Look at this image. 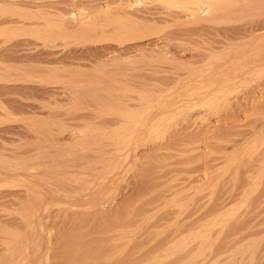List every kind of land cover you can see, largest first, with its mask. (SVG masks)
Returning a JSON list of instances; mask_svg holds the SVG:
<instances>
[{"label": "bare ground", "instance_id": "obj_1", "mask_svg": "<svg viewBox=\"0 0 264 264\" xmlns=\"http://www.w3.org/2000/svg\"><path fill=\"white\" fill-rule=\"evenodd\" d=\"M25 1L28 3V6L29 4L34 6V8L32 7V9H34L33 12L38 13L35 15L33 13V15L30 14L32 15L30 18L28 17L29 14H25L28 15L26 16L28 18H26L23 13H20L19 16L17 15L18 17L12 14L15 16V19H11L14 18L11 15L13 11L7 10L8 12H3L0 16L1 18L6 17V19L8 16L7 13L10 14L9 17L12 16L9 20L5 19V21H3V18L2 20L0 18V216L7 215L5 212L10 216L0 218V264H105V262L102 261L104 260L101 258L102 256L95 257L93 255V257H91L93 253L91 248H99V246L102 245L100 242L101 237H98L101 236L99 235L100 232H98V235H95L97 239H89L87 237L88 235H86L87 230L85 231V225L89 226L90 229L91 227L93 229L98 227L105 229L110 227H112V229L114 228L112 225L119 218V212L131 206L130 202L133 200L129 194L134 191L135 185L132 187L133 191H130L128 185H130L131 181L127 182L129 183L128 185L126 184V180L132 170L131 168L135 165L137 166L140 162L141 164L143 163L142 166H144L145 162L142 160H145L147 156L149 157L151 152H156L160 149L158 142L155 140H153V142L152 139L157 137V133L165 130L161 127L165 126L168 128L169 125H166V120L169 116L171 117L172 115L174 117L173 113H177L178 115L180 110H184L185 113L189 114V112L185 110L189 107L187 105H189V103L192 105L191 102L194 101V98L192 101L191 98L194 94L192 91L196 86L192 88L193 90H190L193 84L190 80L192 78L179 79L181 78V73L180 76V70L174 73L176 68H174L175 70L173 69V74L170 73L171 75L168 74V77H163L164 80L166 79L163 83L164 85L165 83L166 85L170 83V87L165 89H163L164 87L161 83L163 80H161V77V81H157L158 83L153 81L154 83L151 82V84L146 79L147 77H149L148 79H151V77L158 78V75L153 77L157 70L153 68L154 70L151 69L149 72L146 67V65L149 64H144L143 59L148 61L147 52L149 51H147V48H151L149 46L154 42V38L147 37V35L149 36L150 34L151 36V33L155 29V25L158 24L153 22L156 16L155 14L157 13L154 8L156 5L154 6L155 3L153 1H159L158 3L160 4L162 3L161 1L164 2V0ZM169 2L174 5L176 4L175 6H178V8H173L174 13H172L173 10L168 8H166L168 9L166 11H160L159 13L164 16V20L168 19L166 18L168 17L166 13H170L172 15H169L175 16L179 24L180 22L186 25L193 23V26L189 24L192 26V29L197 27L195 29L201 32L197 34H203L205 37L208 34L209 36L206 37L208 39L221 41L233 38L237 42L243 40L241 41V45H237L233 49H227L223 44L209 46L207 48L208 51L206 49L207 52L202 54L204 56H201L202 58H200V60L197 58L198 55V57L201 55L199 54L200 50L199 52L196 51L198 52L197 56H194L193 59L191 55L192 60L198 62L202 59V64L205 60L206 62L204 66L200 65L201 67L199 66L200 62H198L199 64L197 63V66H199L200 69L198 67L190 71L193 73H198L200 71V73L206 72V77L201 80L206 81L204 83L206 84L205 87L207 89L205 90H207L208 99L205 101L206 104L203 100H200L201 103L198 101V105L200 106L202 103L208 105L209 103V108L211 106L210 109L217 111V105L221 104L219 105V107L221 106L219 110L221 109L222 116L213 118L210 113L208 117H210V119L212 117L213 120L210 121L208 118V121L206 119L207 123L211 122L210 129L213 128V131L217 129L218 132L220 131L219 129L227 130L228 132L236 131V135L238 134V138L241 136L240 139L242 141L238 139V142H241L236 144V139L235 146H245L248 145L249 142L255 145L257 142L259 143V147H262L264 153V0H169ZM16 4L15 6L17 7ZM11 6L13 5L10 4V7ZM18 6L20 8L22 5L18 4ZM26 9H28L27 6ZM16 12H18V10H16ZM21 14L24 16V19H18L22 17ZM158 16L159 14H157L156 17ZM242 16H246V18L242 19ZM170 18L174 20V18ZM190 26L186 27L187 30L183 32H191L189 34L194 35L192 31L196 30H189L188 28H190ZM178 28L183 30V28ZM205 29L207 30L206 35L202 32ZM184 36L186 35L184 34ZM190 36L189 38H191ZM201 36L202 35H200V37ZM194 37L195 36H193V38ZM200 37H198V39ZM182 38L184 37L182 36ZM165 42L166 41L163 42L164 46H168V42H166L167 44ZM158 45L159 47L163 46L160 45V42ZM203 51L205 50L201 52ZM196 52L194 51L195 54L191 53L196 55ZM145 53L147 57L143 58ZM181 55H183V53L180 54V56ZM184 56H186L185 59L191 60L187 55H183L182 58H184ZM205 56L206 58H204ZM173 58L174 57H172V59ZM175 60L176 62L180 60L181 63L182 59ZM184 61L183 65L186 62ZM188 62L189 61H187V63ZM170 63L173 65L174 62L170 61ZM152 64L151 62L150 65ZM143 65H145L146 68ZM150 65L148 67L149 69ZM158 67L159 66L156 68L159 71L163 69H159ZM144 69H147L146 71L149 76H145V71L144 73L142 72ZM167 69L169 68L167 67ZM198 69L199 71H197ZM152 71H154V73H152ZM159 73L157 71V74ZM131 82H135L139 85V88L131 84ZM129 83L132 85L131 87L134 86L137 87V89L134 87V90H132L133 88H128L130 87ZM147 87H151L150 91ZM256 88H258V91ZM259 89L261 90L260 92ZM199 91L201 92L202 90L199 89ZM204 93H200L202 94L200 98L206 95ZM196 104L197 103H195V105ZM204 104L201 106L204 109L208 108V106L204 107ZM190 109L192 108L190 107ZM198 109L196 111H198ZM252 111H258V115L250 117ZM188 114L186 115L189 116ZM201 114H203V112H201ZM201 114H198L197 117H203ZM213 114H215V112ZM182 115L180 116L183 117ZM180 116L177 117V120ZM197 117L196 119L198 120L199 118ZM174 119L176 120V118ZM171 121L174 122V120ZM177 122L173 123L177 124L176 129L179 128ZM182 124L180 125L181 129L185 127H182ZM172 125H170V128H172ZM189 125H187V127ZM204 126H207V128L209 127L207 124H204ZM204 126L203 129H205ZM207 128L205 129V135L209 133L207 132ZM183 130L187 131V129ZM198 130H200L199 126ZM171 132H173V130ZM200 132L198 131V133ZM210 132L212 133V130ZM218 132H216V134H218ZM174 133L176 132L172 134L174 135ZM162 134L161 135L164 136V133ZM183 136L185 137V135ZM208 136L211 137L212 135ZM213 136L212 138H206L207 136H204V138L209 139L208 141L206 140L209 142L210 139L213 140L215 137ZM157 138L159 139V137ZM219 139L221 140V138ZM254 139H257V141L255 140L256 142H254ZM162 141L165 142L164 140ZM165 143H167V141ZM210 143H212V141H210ZM181 144L183 145V143ZM201 144L203 143L201 142ZM204 145L205 144L201 146L204 147ZM174 146H176V144ZM196 146L198 147V145ZM207 147L210 148L211 152L214 149V147L212 148L210 145ZM169 149L172 150L174 148L170 147ZM189 150L190 149H188V151ZM234 150L236 151L237 149ZM205 151H207V149ZM205 151H201L203 155L197 153L202 156L200 157L201 159L207 158L204 157L205 153L209 156V150V154ZM211 157L212 156H209L208 158L210 159ZM187 158H191V156ZM183 159L186 160L185 158ZM147 160L146 158L145 161ZM200 160L197 159V161ZM157 161L158 159L156 163ZM201 163H206L207 165V162L203 161ZM198 164L200 163L197 162V165ZM192 165L194 166V164ZM208 165H210V163H208ZM146 166L148 167L147 164ZM164 166H166V164ZM201 166H203V164ZM147 167L145 169L146 171ZM158 168L160 169V167ZM204 168H206V166ZM210 168L209 166L208 170ZM220 168L221 166L219 169ZM221 169L224 168L222 167ZM202 170H204L205 173L206 171L208 172L207 169ZM198 171H200V169L196 172ZM209 171H211L212 174L213 171ZM221 171L223 175L225 170ZM137 172L138 171H136V173ZM162 172L163 171H161V173ZM181 172L183 171H179V173ZM219 172L216 174L218 175ZM184 173L189 175L187 172ZM207 175L208 173H206V176ZM258 175V180L264 179L263 165ZM137 176L140 175H136L135 177L137 178ZM210 177L208 178L210 179ZM138 178L140 179L141 177ZM177 178H179V176ZM206 178L204 177V180L202 179L201 181L206 182ZM217 179L215 178L214 182H216ZM196 181H200L199 178H196ZM210 182H208V186ZM203 184L207 185V182L201 183L199 186L197 183L190 185L193 187L197 185L202 191L203 186H206ZM126 186L129 188L128 192H130L128 195L130 196L129 198L132 199L131 201H129L127 197ZM210 186L208 188H210ZM189 189H191V187H189ZM140 190L142 189H139V191ZM245 191L246 190H244L243 193ZM117 192L118 194L120 193V195L123 194L119 201L116 197L112 198L113 193ZM202 193L204 194L203 191ZM227 193L228 192H226V194ZM243 193V197L241 196V198H248L247 196L245 197ZM246 193H248V191ZM246 193L245 195H247ZM251 193L252 196L255 194L253 191H251ZM196 196L198 197L199 195ZM189 198L190 197H188V199ZM227 198H229V196ZM166 200L167 199L164 201ZM239 201L243 202V200ZM172 202L175 203L174 200H172ZM170 203L167 204L170 205ZM187 203H185L186 207ZM234 204L233 202L231 206H223L222 210L219 209L220 212L218 214L216 213L214 216L212 215V217H210L212 218L210 221H208L209 216H207L208 219L205 218L206 222L204 221V224L202 221L200 222L202 225L196 230L198 231L200 229L198 234L196 232L190 233H196L197 235L193 234L192 236L189 234V237L179 242L181 244H174V246H177L179 249L170 246L167 252L166 250L165 252L164 250L163 252L162 250L159 251L161 253L154 259H148L149 261L146 259L147 262L141 261V263L133 262L135 264H160L163 262L164 264V262L169 259L167 258L168 256H171V254L174 256L175 252L178 253L180 250L185 249L184 247H179V245H185L186 248L189 245L188 248H191L190 245L193 247V243L196 240V242L200 241L199 238L202 239V243L203 240L204 243H207L205 240L209 239L212 233L211 229L215 228V225H221L222 227L226 225L228 220L226 218L232 216L231 213H229V208L234 207ZM168 208L169 207H167V209ZM215 211L216 210H214V213ZM227 211L229 212L227 213ZM226 213L227 215L230 214V216L227 217ZM148 215L149 214L143 216L134 227L132 226L130 229L125 227L127 229L126 232L124 231L125 228L123 230L121 229L125 234L123 233V235H121L116 232V235H113L114 232H110L109 235L114 236L113 240L116 242L124 241L125 243L126 240H134V238H131L132 236L130 238L128 237V233L133 231L135 237V231L140 226L145 225L146 222H150L149 219L151 216L149 217ZM116 225L118 224L116 223ZM83 226H85V229L82 230L85 232L80 231ZM57 227L60 229H57L58 231H62V229L64 231L58 234L59 232L56 230ZM69 228H72L74 233H72L73 231L71 232V230L68 231ZM102 228L100 231H102ZM117 230L121 232L118 228ZM220 233L223 232L220 231ZM92 234L94 235V233H91V235ZM98 238L100 241H97ZM253 240L255 243V239ZM260 240L257 238L258 242ZM128 241H126V243H128ZM250 244L252 243L250 242ZM125 245L124 247L127 246ZM253 246L254 245L251 247ZM109 247L111 248V245ZM121 247L123 248V246ZM249 247L248 249L253 252V249ZM255 247H257V245H255ZM172 248H174V250H172ZM175 249L177 251H175ZM256 249H258V247ZM90 250L92 251L91 255H89L90 252H87ZM121 251L120 253L114 251L118 259L119 256L124 255L122 252H125V250ZM239 251L240 253L242 252L241 249L237 250L236 252H238V255ZM86 252L91 258H87L88 255ZM236 252L235 255H237ZM84 253L87 256H83ZM246 253L247 252H245V254ZM94 254L101 255L97 252ZM225 256L227 257V255ZM195 259L192 258V261ZM187 261L189 262L190 260H184L183 262L185 264H193ZM128 262L130 261L128 260ZM136 262L140 261L137 260ZM183 262H180V264ZM194 263L196 264V262Z\"/></svg>", "mask_w": 264, "mask_h": 264}, {"label": "rangeland", "instance_id": "obj_2", "mask_svg": "<svg viewBox=\"0 0 264 264\" xmlns=\"http://www.w3.org/2000/svg\"><path fill=\"white\" fill-rule=\"evenodd\" d=\"M170 1H172V0H170ZM0 16L3 14V12H5L6 13V11L8 10H10L12 13H11V15L12 14H14L16 17H18L19 16V14L20 13H23V15H25V14H29V16L28 15H25V17L26 16H28L29 18L30 17H32V15L34 14H36V13H38V12H33L34 11V9H32V7L34 8V6H32V5H30L29 4V6H28V3L25 1V0H10V2H9V0H0ZM4 2H6V3H4ZM14 2V3H13ZM18 2V3H17ZM19 2H21V3H19ZM155 4H154V6L156 5V7H157V9H156V7H154L155 8V11L157 12L155 15L157 16V14H159V16L158 17H154V23H158V24H156L155 25V29L153 30V32L151 33V36H150V34H149V36L147 35V37H153L152 39H153V41L154 42H152V46L150 45L149 47H151V48H147V51H152V52H147V54L145 53V55H143V58H145V57H147V60L148 61H145L146 59H143L144 60V64H149L150 65V63L152 62L153 64L152 65H150V69L148 68L149 67V65H146V67H147V69L149 70V72H150V70L152 69V70H157L158 71V73L159 72H161V73H159V74H157V71H155L156 73H155V76H153V77H156L157 75V77L158 78H152L151 77V79H148L149 77H147L146 79H147V81L151 84V82H153V81H155V83L158 81H161V80H163V82L161 81V83H162V85H163V89H165V88H167V87H170V83H169V85L167 84L166 85V83H165V85L163 84L164 83V81H166V79L164 80L163 79V77L165 78V76H167L168 74L169 75H171V74H173V69L174 68H176V71H174V73H176V72H179L178 70H180V72H179V76H180V73H181V78H179V79H189V78H192V79H190L191 81H192V83L194 84H192L191 85V87H190V90H193L192 88H194L195 86V88H197V89H195L194 88V90L192 91V93L194 92V94H193V96H192V98H191V101L193 100V98H194V101H190L191 103H192V105L189 103V105H187V106H189V107H187V110H185V111H188L189 112V114L188 113H185L184 112V110H180L179 112H178V115H177V113H173V115H174V117L171 115V117L169 116V118H170V120H169V118L166 120V125H169L168 126V128L167 127H161L162 129H165V130H163V131H161V130H159V131H161V132H159L160 133V135L162 134V133H164V136H160L159 135V133H157L158 135H157V137H159V139L156 137V138H153L152 139V141L153 140H155L156 142H158V146H159V148L160 149H158L156 152H151L150 154H149V157L147 156L146 158L148 159L147 161H145L146 160V158H145V160L143 159L142 161L143 162H145L144 163V166H142V164H141V162L139 163V164H137V166L135 165V166H133V168H131L132 170L130 171V173H129V177H128V181L126 180V184L128 185L129 183H127V182H130V185H128V187H130V189L129 188H127V186H126V189H127V197L129 198L130 196H131V198H133V200L131 199V198H129V201H131L130 202V205L131 206H128V207H126L125 209H122L120 212H119V218L113 223V229H112V227H110V228H107V229H105V228H102V231H100L101 230V228L100 227H98V228H95V229H93L92 227H91V229H90V227L89 226H87V225H85V226H83L82 228H81V230L80 231H82V232H85L86 230H87V232H86V235H88L87 237L90 239H92V238H96L97 239V237L95 236V235H98V232H100V234L99 235H101V236H98V237H101L100 238V240H99V238H98V240L97 241H100L101 243H102V245L101 246H99V248H100V250L102 251V253H101V251L99 250V248H95V249H93V248H91V250L93 251V253H92V251L90 250V251H87L88 253L90 252V254L89 255H91V253H92V255H91V257H93V255L95 256V257H101L102 259H104V260H102L101 258V260L102 261H104L105 262V264L107 263V264H127V263H129V264H133L134 262L135 263H141V261H146L147 262V260L149 259H151V258H156V257H158L159 256V254L161 253V252H159V251H161L162 250V252H163V250H164V252H165V250H166V252L168 251L167 249L171 246H173V247H177V246H174V244L175 243H178V244H181V243H179L180 241H184L187 237H189L190 235H192L193 236V234L194 235H197L198 234V231H200V229L198 230V231H196L198 228H200L201 226L200 225H202V223L204 224V221L206 220V219H208L207 218V216H209V219H208V221H210V219L212 220V218H210V217H212V215L214 216L216 213L218 214L219 212H220V210H222V208H223V206L225 207H227V205L229 206H231V203H235L234 204V207H230L229 208V210H230V212L229 211H227V213L229 212V213H231V215L232 216H230V214L229 215H227V213H226V216L228 217V216H230V217H228V218H226V219H228L227 220V223H226V227L224 226V227H222L221 225H215L216 227L215 228H212L211 229V236L209 237V239H206L205 241L207 242V243H204V240H203V243L201 242V240L202 239H200L198 236V238H199V240L200 241H198V242H201V243H198V242H194L193 243V247H192V245H190L191 246V248H188L189 247V245L187 246V248L185 247V245L184 246H180L179 245V247H181V248H185V249H182V250H184V251H182V250H180V251H182V252H180L179 250V252L177 253V252H175L174 253V256H172L173 254H171V256H168V255H170V254H168L167 256V258H169V259H167V261L166 262H164V264H180V262H183L184 260L186 261V260H190L189 262L190 263H193V264H195L194 262H196V264H197V262H198V264H264V179L263 180H258L259 179V171H260V169L262 168V165L264 166V153H263V150H262V147L260 146L259 147V143H257L256 141H257V139H254V142H256L255 143V145L254 144H252V143H250V145H249V143H248V145H239V146H235V141H236V139H237V143L236 144H239L242 140L240 139L241 138V136L238 138V134L236 135V131H232V132H228L227 130H223V129H219L220 131L218 132V130L217 129H215L216 131H213V128L212 129H210L211 128V122H209V123H207V121H206V119L208 120V118L210 119V117H208L209 116V114L210 115H212L213 116V118H215V117H218V116H222L221 115V109L219 110V108H221V106L219 107V105H221V104H218L217 106V111H213L212 109H210L211 108V106H210V108H209V103H208V105H205L206 103H205V101H207V99H208V97H207V90H205V89H207L205 86H206V84L204 83V82H206L205 80H201V79H203V78H205L206 77V72L204 73H200V72H198V73H193V72H191L190 70H195L196 68H198L200 65H202V66H204V64H205V62H206V60H205V62H203V64H202V59H201V61H198V62H200V64L196 61V60H192V58L194 59V56H197V53L199 52V50H200V52L202 51V50H205V51H203V52H199V54H201L200 55V57H198L197 56V58L200 60V58H202L204 55H202V54H204V53H206L207 51H208V47L209 46H212V45H220V44H223L224 46H225V48H235L237 45H241L242 44V42L241 41H243V40H240L239 42H237L235 39H229V40H221V41H214V40H211V39H208V38H206V37H208L209 35L207 34V30L205 29L204 31H202L203 33H204V35H206V37L205 36H203V34H197V33H201L200 31H197L195 28H197V27H195V28H193L192 29V24L193 23H189L190 25H192V26H190L189 24L188 25H186V24H183V23H181L180 22V24H179V22H177L176 21V18H175V16H170V15H172V14H168V13H166L167 14V16L168 17H166V18H170V17H172V18H174V20L173 19H171V21H170V19L167 21L166 19L164 20V16H162L161 15V13H159L160 11H166V10H168V9H170V10H173V12L172 13H174V9L173 8H178V6H175L173 3H170L169 2V0L167 1V0H164V2L163 1H161L162 3H158L159 1H153ZM169 2V3H168ZM13 3V4H12ZM17 3V4H16ZM156 3H158V4H156ZM2 4H3V6H2ZM4 4H5V6H4ZM7 4V5H6ZM10 4L11 5H13V6H11L10 7ZM15 4L17 5V7L15 6ZM18 4L19 5H22V6H20V8H19V6H18ZM25 4H27V5H25ZM168 4H169V6H168ZM174 6H173V5ZM25 5V6H24ZM160 5H161V7H160ZM173 7H172V6ZM26 6H27V8L28 9H26ZM31 6V7H30ZM10 7V8H9ZM15 7V8H14ZM12 8V9H11ZM32 9V12H31V9ZM36 8V7H35ZM164 8V9H163ZM166 8H168V9H166ZM5 10V11H3V10ZM22 9V10H21ZM24 9V10H23ZM30 9V10H29ZM2 10V11H1ZM16 10H18V12H16ZM26 10V11H25ZM38 10V9H37ZM7 11V12H8ZM22 11V12H21ZM28 11V12H27ZM36 11V10H35ZM16 13V14H15ZM18 13V14H17ZM33 13V14H32ZM8 14V16H7V19H6V17H2L4 20L3 21H5V19L6 20H9V18H11L12 16L14 17V18H11V19H15V16L14 15H12L11 17H9V13H7ZM7 14H5V15H7ZM30 14H32V15H30ZM18 15V16H17ZM22 15V14H21ZM20 15V16H21ZM22 15V17H19L18 19H24V16ZM4 16V15H3ZM161 16V17H160ZM170 16V17H169ZM28 17H26V18H28ZM160 17V18H159ZM1 18V17H0ZM2 18H1V20H2ZM242 19L243 18H246V16L244 17V16H242L241 17ZM158 21V22H157ZM167 21V22H166ZM177 23V24H176ZM185 27H184V26ZM194 25H196V24H194ZM183 26V27H182ZM188 26H190V28H188L189 30H196V31H192L193 33H194V35H191V34H189V33H191V32H189V33H184L183 31H185V30H187V28L186 27H188ZM197 26V25H196ZM178 27H180V28H183V30L181 29H179ZM175 30H174V29ZM184 28H186V29H184ZM173 30V31H172ZM181 32H180V31ZM206 31V32H205ZM174 32V33H173ZM177 33H179V34H177ZM186 35V36H184V34ZM192 33V34H193ZM176 34V35H175ZM171 35V36H170ZM187 35H191L190 37L191 38H189V36H187ZM200 35H202L201 37H200ZM174 36H175V39H174ZM178 36V37H177ZM182 36L184 37V38H182ZM193 36H195L194 38H193ZM186 37V38H185ZM198 37H200L199 39H198ZM187 38H189V39H187ZM172 39V40H171ZM180 39V40H179ZM182 39V40H181ZM192 39H194V40H192ZM224 39H226V38H224ZM247 39H249V38H247ZM157 41V42H156ZM164 41H166V42H168V46L167 45H165L164 46ZM159 42H160V45H163V46H160L159 47ZM165 42V43H166ZM154 43V44H153ZM157 45H156V44ZM167 44V43H166ZM155 46V47H154ZM159 47V48H158ZM149 49H151V50H149ZM152 49H154V50H152ZM206 49H207V51H206ZM186 50V51H185ZM183 51H185V52H183ZM194 51L196 52V51H198V52H196V55H193V54H195L194 53ZM193 54H192V53ZM183 53V55H187V57H192L191 58V60H189V59H185L186 58V56H184V58H182L183 57V55H181L180 56V54H182ZM179 54V55H178ZM189 54V55H188ZM147 55V56H146ZM192 55V56H191ZM154 56V57H153ZM202 56V57H201ZM172 57H174L173 59H172ZM177 57V58H176ZM179 57V58H178ZM150 58H151V62H150ZM204 58H206V56L204 57ZM169 59V60H168ZM170 59H172V60H170ZM175 59H182L181 60V63H180V60H177V62H176V60ZM197 59V60H198ZM186 62H185V61ZM203 60V61H204ZM170 61L171 62H174L173 63V65H172V63H170ZM183 61L185 62V64L183 65ZM187 61H189L188 63H187ZM149 62V63H148ZM172 65H170V64ZM180 63V64H179ZM199 64V66H197L198 64ZM159 66L158 68L160 69H162L161 71H159L156 67L157 66ZM165 65H168V66H165ZM144 67H145V65H143ZM142 66V67H143ZM152 66V67H151ZM165 66V67H164ZM176 66V67H175ZM145 67V68H146ZM167 67L169 68V69H167ZM201 67V66H200ZM200 67H199V69H200ZM154 68V69H153ZM166 68V69H165ZM178 68V69H177ZM194 68V69H193ZM209 68H211V67H209ZM143 69V68H142ZM147 69H144V70H142V72L144 73V71L146 72V73H144L145 74V76H149V74L147 73ZM199 69L197 70V71H199ZM175 70V69H174ZM152 73H154V71H152ZM152 73H150V74H152ZM166 73V74H165ZM171 73V74H170ZM200 73V74H199ZM178 74V73H177ZM202 74V75H201ZM153 75V74H152ZM168 75V76H169ZM151 76V75H150ZM167 76V77H168ZM162 79H161V78ZM194 77V78H193ZM159 79V80H158ZM161 79V80H160ZM195 79H196V81H195ZM157 82V83H158ZM201 82V83H200ZM203 82V83H202ZM135 82H131V84H133V85H136L137 87L139 86V85H137L136 83L134 84ZM154 83V82H153ZM152 83V84H153ZM130 83H129V86L130 87H128V88H133V87H131L132 85H131ZM197 84V85H196ZM199 84H201V85H199ZM203 84V85H202ZM161 85V86H162ZM199 86V87H198ZM137 87H134L135 89H137ZM202 87H203V89H202ZM127 88V89H128ZM134 88L132 89V90H134ZM139 88V87H138ZM201 89L202 91L200 92L199 91V89ZM147 89L150 91V89H151V87H147ZM258 88H256V90H257ZM130 90V89H129ZM198 90V91H197ZM131 91V90H130ZM197 91V92H196ZM206 91V92H205ZM258 91V90H257ZM261 90L259 89V92H260ZM196 92V93H195ZM205 92V93H204ZM200 93H204V94H206V95H203L201 98H200V96L202 95V94H200ZM196 96V97H195ZM199 97V98H198ZM207 97V98H206ZM205 98V99H204ZM196 99H197V101H196ZM199 99V100H198ZM203 100V102L205 103H202V104H204V107H206V106H208V108L211 110H209L208 108H206V109H204L201 105L202 104H200V106L198 105L199 104V102L201 103V101ZM199 101V102H198ZM195 103H197L196 105H195ZM195 105V109L193 108V106ZM190 107L192 108V109H190ZM197 107V108H196ZM202 107V108H201ZM199 108V109H198ZM198 109V111H196ZM204 110V111H203ZM205 110H206V112H205ZM219 110V111H218ZM210 111V112H209ZM201 112H203V114H201ZM215 112V114H213ZM184 113V114H183ZM201 114L203 117H201V118H199V117H197L198 116V114ZM183 114V115H182ZM186 114H188L189 116H187ZM180 115H182L183 117H181ZM258 115V111H252L251 112V114H250V117H253V116H257ZM180 116V118L177 120V117H179ZM206 116V117H205ZM186 117V118H185ZM195 117V118H194ZM196 117L197 118H199L198 120L196 119ZM174 118H176V120L178 121H176ZM183 118V119H182ZM190 118V119H189ZM213 118L211 117V119H210V121L211 120H213ZM171 120H174V122H177L178 123V129H176V127H177V124H173L174 122L173 121H171ZM182 120V121H181ZM188 120H190V121H188ZM201 120V121H200ZM169 121V122H168ZM191 121H192V123H191ZM194 121V122H193ZM195 121H197V122H195ZM209 121V120H208ZM173 124H171V123ZM204 122V123H203ZM170 123V124H169ZM183 123V124H182ZM187 123H189V124H187V125H189L188 127H187V125L186 124ZM199 125H198V124ZM202 123V124H201ZM182 124V127H184V128H182L181 129V127H180V125ZM204 124H207L209 127L207 128V126H204ZM170 125H172V128H170ZM204 126V128L206 129L207 128V132H209V133H207V135H205L204 133H206V130L205 129H203V126ZM198 126H199V129L200 130H198ZM200 126H202V127H200ZM175 129H174V128ZM194 129H193V128ZM197 129H196V128ZM160 128V129H161ZM167 128V129H166ZM169 128H170V130H169ZM191 128V129H190ZM202 128V129H201ZM173 130V132H176L177 133V135H176V133H174V135L172 134L173 132H171L172 130ZM183 129H187V131H185V130H183ZM193 129V130H192ZM167 130H169V131H167ZM175 130V131H174ZM179 130V131H178ZM189 130V131H188ZM196 130V131H195ZM202 130V131H201ZM212 130V133L214 134V136L216 137H214L213 136V134L210 132ZM178 131V132H177ZM180 131H182V132H180ZM198 131L200 132V133H198ZM226 131V132H225ZM169 132V133H168ZM216 132H218V134H216ZM236 132V133H235ZM166 133H168V134H166ZM183 133V134H182ZM211 133V134H210ZM199 134H200V136H199ZM231 135V137H230V135ZM171 135H172V137H171ZM181 135V136H180ZM183 135H185V137L183 136ZM194 135H196V136H194ZM208 135H212L214 138H213V140H211L210 139V141H212V143H210V141L209 142H207L209 139H205L204 138V136H207L206 138H212V136L211 137H209ZM224 137H223V136ZM182 138H180V137ZM188 136H191V137H188ZM198 136V137H197ZM227 136V137H226ZM177 139H176V138ZM168 140H167V139ZM197 138V139H196ZM219 138H221V140L219 139ZM224 138V139H223ZM243 138V137H242ZM158 139V140H157ZM200 139V140H199ZM216 139V140H215ZM238 139L239 140H241V141H239L238 142ZM148 140H151V139H148ZM162 140H164L165 142L167 141V143H165V142H163ZM174 140V141H173ZM177 140V141H176ZM183 140H186V141H183ZM204 140V141H203ZM207 140V141H206ZM256 140V141H255ZM161 141V142H160ZM176 141V142H175ZM183 141V142H182ZM190 143H188V142ZM220 141V142H219ZM226 141V142H225ZM149 142H151V141H149ZM154 142V141H153ZM170 142H172V143H170ZM198 142V143H197ZM201 142L203 143V144H205L204 145V147L207 149V151H205L206 149L204 148V147H202L203 146V144H201ZM223 142H225V143H223ZM258 142H260V141H258ZM159 143H160V145H161V147H160V145H159ZM178 143V144H177ZM181 143H183V145L181 144ZM218 143V144H217ZM221 143H222V145H221ZM228 143H230V144H228ZM261 143V142H260ZM167 144V145H166ZM173 144V145H172ZM176 144V146H174ZM172 145V146H171ZM185 145V146H184ZM188 145V146H187ZM193 145H198V147L196 146V149H195V146H193ZM202 145V146H201ZM211 146L212 148L214 147V149H213V151L211 152L210 151V148L209 147H207V146ZM216 146V147H215ZM220 146V147H219ZM254 146H256V147H254ZM171 147V148H174V149H172L173 150V152H172V150H170L169 148ZM182 147V148H181ZM190 147V148H189ZM200 147V148H199ZM233 147V148H232ZM236 147V148H235ZM168 148V149H167ZM186 148H188V149H190L189 151H188V149H186ZM192 148V149H191ZM193 148H194V150H193ZM211 148V149H212ZM216 148H217V150H216ZM219 148V149H218ZM222 148H224V149H226V150H224V149H222ZM166 151H165V150ZM185 149V150H184ZM222 149V150H221ZM234 149H237L236 151L234 150ZM248 150V149H250V150H248V151H246V150ZM254 149V150H253ZM169 150V151H168ZM196 150V151H195ZM203 150L205 151V152H207V154H209L208 153V150H209V152H210V154H209V156H212L210 159L208 158L209 156L208 155H206V153H205V155H204V157H207V158H204V159H201L200 157H202V156H200V154H197V153H201V155H203L202 154V152H203ZM218 150H219V152H218ZM258 150V151H257ZM261 150H262V152H261ZM180 151V152H179ZM188 151V152H187ZM191 151V152H190ZM202 151V152H201ZM217 151V152H216ZM226 151V152H225ZM234 151H235V153H234ZM255 151V152H254ZM161 152V153H160ZM189 152H190V154H189ZM195 152V153H194ZM216 152V153H215ZM225 154H224V153ZM246 152V153H245ZM179 155H177V154ZM214 153V154H213ZM237 153V154H236ZM157 154H159V155H157ZM187 155V157H190L191 156V158H187L186 157V155ZM193 154V155H192ZM219 154V155H218ZM236 154V155H235ZM163 155V156H162ZM173 156V158H172V156ZM183 155V156H182ZM199 155V156H198ZM216 155V156H215ZM230 155H231V157H230ZM263 155V156H262ZM151 156V157H150ZM167 156V157H166ZM175 156H176V158H175ZM195 156V157H194ZM218 156V157H217ZM229 156V157H228ZM233 156H235V157H233ZM159 157V158H158ZM227 159H226V158ZM164 158V159H163ZM168 158V159H167ZM183 158H185L186 160H184ZM194 158V159H193ZM202 160H200V159ZM215 158V159H214ZM221 158V159H220ZM241 160H240V159ZM253 158H255V159H253ZM158 159V161H157V163H156V160ZM165 159H167V160H165ZM171 159V160H170ZM175 159V160H174ZM180 159V160H179ZM197 159L198 160H200V161H197ZM212 159H214V160H212ZM225 159H226V162H225ZM232 159V160H231ZM234 159H235V161H234ZM150 160V161H149ZM170 160V161H169ZM178 160V161H177ZM240 160V161H239ZM161 161V162H160ZM164 161H166V162H164ZM191 161V162H190ZM195 161H196V164H195ZM207 162V165H206V163H201V162ZM259 161V162H258ZM263 161V162H262ZM154 162V163H153ZM159 162V163H158ZM173 162V163H172ZM190 162V163H189ZM197 162L198 163H200V164H198L197 165ZM214 162V163H213ZM216 162V163H215ZM223 162V163H222ZM235 162V163H234ZM247 162V163H246ZM156 163V164H155ZM169 163V164H168ZM172 163V164H171ZM208 163H210V165H208ZM146 164L148 165V167L146 166ZM166 164V166H164ZM190 164V165H189ZM192 164H194V166L192 165ZM203 164V166H201ZM163 165V166H162ZM174 165V166H173ZM218 166V169H217V166ZM234 165V166H233ZM242 165V166H241ZM256 165V166H255ZM162 166V167H161ZM181 166V167H180ZM206 166V168H204ZM209 166L211 167L209 170H212L213 172H212V174H211V171H209L208 170V168H209ZM221 166V168L223 167L224 169H221V170H225L224 172H223V175H222V171L219 169V167ZM225 166V167H224ZM238 166V167H237ZM259 166V167H258ZM145 167V168H144ZM146 167H147V171L145 170L146 169ZM153 167H155V168H153ZM158 167H160V169L158 168ZM193 167V168H192ZM228 167V168H227ZM231 167H232V169H231ZM140 168H143V169H140ZM153 170H152V169ZM158 168V169H157ZM197 168V169H196ZM227 168V169H226ZM260 168V169H259ZM164 169V170H163ZM181 169H183V170H181ZM189 169H191V170H189ZM198 169H200V171L202 170V169H207L208 170V172L206 171V173H208V175L206 176V173H205V171L204 170H202L201 172L200 171H198V172H196ZM259 169V170H258ZM141 170H142V172H141ZM190 172H189V171ZM216 170V171H215ZM221 172V175H220V172ZM228 170V171H227ZM236 170V171H235ZM258 172H257V171ZM136 171H138L137 173H136ZM140 171V172H139ZM149 171V172H148ZM153 171V172H152ZM161 171H163L162 173H161ZM179 171H183V172H181V173H179ZM192 171V172H191ZM254 171V172H253ZM184 172H187V174H189V175H186ZM194 172V173H193ZM195 172H196V175H195ZM200 172V174L198 175V173ZM203 172H204V174H203ZM215 172V173H214ZM217 172H219L218 173V175L216 174ZM238 172V173H237ZM252 172V173H251ZM133 173V174H132ZM139 173V174H138ZM155 175H154V174ZM171 173H172V175H171ZM193 173V174H192ZM210 173V174H209ZM214 173V174H213ZM143 174V175H142ZM183 174H185V175H183ZM201 174H202V176H201ZM131 175V176H130ZM136 175H140V176H137V178L135 177ZM154 175V176H153ZM176 177H175V176ZM179 176V178H177L178 176ZM190 175H193V176H190ZM194 175H195V177H194ZM218 177H217V176ZM225 175V176H224ZM232 175V176H231ZM151 176V177H150ZM163 176V177H162ZM181 176V177H180ZM184 178H183V177ZM199 176V177H198ZM211 176V177H210ZM138 177H141L140 179L138 178ZM192 177V178H191ZM194 177V178H193ZM202 177V178H201ZM204 177L207 179H205L206 180V182H207V185L206 184H203V185H206V186H203V192H204V194L202 193V191H201V188L199 189L198 188V186L201 184V183H206L205 181L204 182H202L201 180L203 179L204 180ZM208 177H210V179L208 178ZM220 177V178H219ZM225 177V178H224ZM233 177V178H232ZM255 177H257V178H255ZM135 178H136V180H135ZM146 178V179H145ZM153 180H152V179ZM188 178V179H187ZM196 178H199V180L200 181H198L199 182V184H198V182L196 181ZM217 179L216 180V182H214L215 180L214 179ZM145 179V180H144ZM150 179V180H149ZM161 179V180H160ZM178 181H177V180ZM186 179V180H185ZM191 179V180H190ZM227 179V180H226ZM230 179V180H229ZM255 179V180H254ZM137 182H135V181ZM139 180V181H138ZM174 180V181H173ZM189 180V181H188ZM232 180V181H231ZM140 181H141V183H140ZM145 181H146V183H145ZM184 181V182H183ZM211 181V182H210ZM220 181V182H219ZM239 181V182H238ZM244 181V182H243ZM259 183H257V182ZM208 182H210V184H209V186L211 185V184H213V185H211L210 186V188H208L209 186H208ZM213 182V183H212ZM224 182V183H223ZM246 182V183H245ZM255 182H256V184H255ZM135 183V184H134ZM180 183V184H179ZM197 183V185L195 186V187H193V186H191V185H194V184H196ZM223 183V184H222ZM234 183V184H233ZM132 184H133V186H132ZM178 184V185H177ZM186 184V185H185ZM191 184V185H190ZM218 184V185H217ZM233 184V185H232ZM255 184V185H254ZM134 185H135V187H134ZM139 185V186H138ZM141 185V186H140ZM143 185V186H142ZM185 185V186H184ZM235 185V186H234ZM254 185V186H253ZM167 186V187H166ZM132 187H134V191H133V189H132ZM138 187V188H137ZM140 187V188H139ZM142 187V188H141ZM147 187V188H146ZM168 187H170V188H168ZM189 187H191V189H189ZM248 187V188H247ZM258 187V188H257ZM137 188V189H136ZM144 188V189H143ZM151 188V189H150ZM158 188H159V191H158ZM162 188V189H161ZM166 188V189H165ZM182 188V189H181ZM196 190H195V189ZM205 188V189H204ZM238 188V189H237ZM125 189V190H126ZM128 189L130 190V191H133V192H130V194H129V192H128ZM136 189V190H135ZM139 189H142V190H140L139 191ZM148 189H149V191H148ZM157 189V190H156ZM210 189V190H209ZM216 189V190H215ZM233 191H232V190ZM248 189V190H247ZM249 189H250V191H249ZM258 189V190H257ZM170 190V191H169ZM209 190V191H208ZM214 190H215V192H214ZM244 190H246L244 193H243V191ZM256 190V191H255ZM136 191H137V193H136ZM156 191V192H155ZM157 191H158V193H157ZM181 191H182V193H181ZM190 193H189V192ZM199 191V192H198ZM213 191V192H212ZM230 191H231V193H230ZM248 191V193H246ZM251 191H253V192H255V194L252 196V193H251ZM259 191V192H258ZM172 192V193H171ZM176 192H180L179 194L178 193H176ZM185 192H187V193H185ZM212 194H210V193ZM226 192H228L227 194H226ZM134 195H133V194ZM147 193V194H146ZM152 193V194H151ZM167 193V194H166ZM175 193V194H174ZM198 193V194H197ZM200 193V194H199ZM242 193H243V195L246 197H248L249 198V200H248V198H245V199H243V198H241V196H242ZM245 193L247 194V195H245ZM130 196H129V195ZM132 194V195H131ZM159 194V195H158ZM199 195L198 197L196 196V195ZM208 194V195H207ZM121 195H123V194H121ZM121 195H120V193L118 194V192L117 193H113V197L112 198H117L118 199V201L120 200V198H121ZM141 195V196H140ZM172 195V196H171ZM187 195V196H186ZM194 195H195V197H194ZM216 195V196H215ZM251 196V197H249V196ZM162 196H164V197H162ZM166 196H167V198H166ZM180 196V197H179ZM181 196H184V197H181ZM212 196V197H211ZM226 196V197H225ZM229 196V198H227ZM234 196H236V197H234ZM119 197V198H118ZM138 197V198H137ZM188 197H190L189 199H188ZM192 197V198H191ZM197 197V198H196ZM208 197H209V199H208ZM211 197V198H210ZM224 197V198H223ZM243 197V196H242ZM143 198V199H142ZM156 198V199H155ZM178 198V199H177ZM185 198V199H184ZM195 198V199H194ZM241 198V199H240ZM251 198V199H250ZM165 199H167L166 201H164ZM170 199H171V201H170ZM177 199V200H176ZM188 200V203H187V200ZM202 199V200H201ZM211 199V200H210ZM142 200V201H141ZM172 200H174V202L175 203H173L172 202ZM181 200V201H180ZM200 201V202H198V201ZM229 200V201H228ZM231 200V201H230ZM239 200H243V202H241V201H239ZM244 200H245V202H244ZM138 201V202H137ZM228 201V202H227ZM239 201V202H238ZM132 202H133V204H132ZM171 202V203H170ZM179 202V203H178ZM181 202V203H180ZM191 202V203H190ZM193 202V203H192ZM197 202H198V204H197ZM165 203V204H164ZM167 203H170V205L169 204H167ZM173 203V204H172ZM185 203H187V207H186V205H185ZM240 203V204H239ZM164 204V205H163ZM174 205V206H172V205ZM179 204V205H178ZM190 204V205H189ZM192 204V205H191ZM210 204V205H209ZM163 205V206H162ZM168 205V206H167ZM193 205H194V207H193ZM222 205V206H221ZM237 205H238V208H239V210H238V208H237ZM240 205V206H239ZM146 206V207H145ZM165 206H167V207H169L168 209H167V207H165ZM172 206V207H171ZM183 206V207H182ZM189 206V207H188ZM192 206V207H191ZM221 206V207H220ZM132 207V208H131ZM206 207V208H205ZM236 207V208H235ZM129 208V209H128ZM209 208V209H208ZM214 208V209H213ZM232 208H233V210H232ZM235 208V209H234ZM205 209V210H204ZM220 209V210H219ZM129 210V211H128ZM171 210V211H170ZM173 210V211H172ZM214 210H216L215 211V213H214ZM217 210H219V211H217ZM231 210H232V212H231ZM238 210V211H237ZM213 211V212H212ZM235 211V212H234ZM127 212V213H126ZM201 212V213H200ZM238 212V213H237ZM7 215H3V216H0V218H3V217H7V216H9V214L7 213V212H5ZM150 213H151V215H150ZM205 213H206V215H205ZM209 213V214H208ZM213 213V214H212ZM236 213H237V215H236ZM145 214V215H144ZM147 214H149L148 216L150 217V219H149V221L150 222H146L145 223V225H143V226H140L136 231H135V237H134V235H133V231H131L132 232V235H131V232H129L128 233V231H127V233H128V237L130 238L131 236V238H134V240H132V239H130V241H128V240H126V241H128V243H126V241H125V243H126V245H125V243H124V241L122 242V241H120V242H116L115 240H113V238H114V236H110L109 234H110V232H114L113 233V235H116V232H118L117 234H121V235H123V233L125 234V232H126V230L127 229H130V227H134L135 226V224L143 217V216H147ZM153 214H154V216H153ZM198 214V215H197ZM235 214V215H234ZM124 215V216H123ZM197 215V216H196ZM236 216V217H234V216ZM204 216V217H203ZM10 217V216H9ZM8 217V218H9ZM140 217V218H139ZM234 217V218H233ZM152 218V219H151ZM206 218V219H205ZM10 219V218H9ZM126 219V220H125ZM201 219V220H200ZM230 219V220H229ZM235 219V220H234ZM197 220V221H196ZM120 221V222H119ZM123 221V222H122ZM202 221V223L200 224V222ZM207 221V222H208ZM125 222V223H124ZM206 222V221H205ZM238 222V223H237ZM116 223L118 224V225H116ZM121 223V224H120ZM209 223V222H208ZM236 223V224H235ZM119 225H120V227H119ZM124 225V226H123ZM127 225H129V226H127ZM197 225V226H196ZM121 226H122V228H121ZM199 226V227H198ZM221 226V227H220ZM228 226V227H227ZM231 226V227H230ZM86 229H85V228ZM89 227V228H88ZM127 229H126V228ZM219 227V228H218ZM117 228L119 229V230H123L124 228V231L122 232V230H121V232L120 231H118L117 230ZM57 229H59L58 227L56 228V230ZM82 229H85V231L84 230H82ZM90 229V230H89ZM109 229H112V230H109ZM213 229H214V231H213ZM60 230V229H59ZM71 230V232L73 231V229L72 228H69V230L68 231H70ZM90 232H89V231ZM93 230V231H92ZM64 230L62 229V231H58L57 230V232H59L58 234H60V232H63ZM75 231H76V229H75ZM97 231V232H96ZM220 231H222L223 233H220ZM104 232V233H103ZM192 232H196V233H193V234H190V233H192ZM56 233V232H55ZM54 233V234H55ZM72 233H74V231L72 232ZM91 233H94V235L92 234L91 235ZM108 233V234H107ZM220 233V234H219ZM85 234V233H84ZM190 234V235H189ZM219 234V235H218ZM245 234V235H244ZM56 235H57V233H56ZM104 235V236H103ZM188 235V236H187ZM91 236V237H90ZM95 236V237H94ZM108 236H110V237H108ZM221 236V237H220ZM245 236V237H244ZM108 237V238H107ZM139 237V238H138ZM196 237V236H195ZM212 237H214V238H212ZM218 239H217V238ZM225 237H226V239H225ZM263 237V238H262ZM198 238H194V239H198ZM215 238H216V241H215ZM242 238V239H241ZM257 238L260 240L259 242L257 241ZM104 239V240H103ZM137 239V240H136ZM194 239H193V241H194ZM253 239H255V243H254V240ZM82 240V239H81ZM103 240V241H102ZM226 240V241H225ZM246 240V241H245ZM113 241H115V242H113ZM141 241V242H140ZM219 241V242H218ZM245 241V242H244ZM257 241V242H256ZM108 242V243H107ZM113 242V243H112ZM241 242V243H240ZM250 242L252 243V244H250ZM111 243V244H110ZM115 243V244H114ZM122 243V244H121ZM135 243H137V244H135ZM183 243V242H182ZM244 243H247V244H244ZM260 243V244H259ZM105 244V245H104ZM126 246V247H124V245ZM238 244V245H237ZM242 244V245H241ZM104 245V246H103ZM111 245V248L109 247V246ZM115 245V246H114ZM120 245V246H119ZM252 245H254L253 247H251ZM255 245H257V247H258V249H260V250H258V249H256L257 247H255ZM108 246V247H107ZM117 246V247H116ZM121 246H123V248L121 247ZM133 246V247H132ZM250 246V247H249ZM116 247V248H115ZM233 247H235V248H233ZM240 247V248H239ZM248 247L250 248V249H253V252H251L249 249H248ZM254 247H255V249H254ZM260 247V248H259ZM103 248V249H102ZM111 250H110V249ZM118 248V249H117ZM121 248H122V251H124L125 250V252H122L121 251ZM125 248V249H124ZM131 248V249H130ZM236 248H237V250H240L241 249V253H240V251H239V255H238V252H236L237 250H236ZM128 249H129V251H128ZM177 249H179L178 247H177ZM99 250V251H98ZM113 250V251H112ZM119 250V251H118ZM132 250V251H131ZM171 250V249H170ZM170 250H169V252H170ZM172 250H174V248H172ZM171 250V252L173 253V251ZM247 252L246 254H245V252ZM108 251V252H107ZM117 253V252H119L120 253V251L122 252V254L124 253V255H122V256H119V259L117 258L118 256H116L117 254L115 253V252ZM175 251H177L176 249H175ZM231 251H235L236 252V254L237 255H235V252H234V254H233V252H231ZM257 251V252H256ZM86 252V253H87ZM100 253L101 255H95L94 253ZM104 252V253H103ZM115 254H114V253ZM168 252V253H169ZM231 252V253H230ZM251 252V253H250ZM88 253H87V255H88ZM106 253V254H105ZM118 253V254H119ZM230 253V254H229ZM104 254V255H103ZM108 254V255H107ZM110 254H113V255H110ZM128 254V255H127ZM195 254H196V256H195ZM232 254V255H231ZM244 254V255H243ZM87 255H85V253L83 254V256H87ZM89 255L87 256V258H91V257H89ZM121 255V254H120ZM125 255H126V257H125ZM158 255V256H157ZM225 255H227V257L229 258V260H228V258L225 256ZM233 257H231V256ZM241 255V256H240ZM250 255V256H249ZM251 255H253V256H251ZM254 255H255V257H254ZM114 256H116V257H114ZM195 256V257H194ZM230 256V257H229ZM106 257V258H105ZM130 257V258H129ZM199 257V258H198ZM226 257V258H225ZM127 258V259H126ZM132 258H134V259H132ZM137 258V259H136ZM163 258H166V257H163ZM189 258H191V259H189ZM192 258L193 259H195V260H193L192 261ZM198 258V259H197ZM239 258V259H238ZM244 258H245V260H244ZM108 259H109V261H108ZM115 260V261H113V260ZM117 259V260H116ZM132 259V260H131ZM147 259V260H146ZM227 259V260H226ZM238 259V260H237ZM242 259V260H241ZM119 260V261H118ZM128 260L130 261V262H128ZM140 261V262H136V261ZM148 260V261H149ZM164 260V259H163ZM166 260V259H165ZM197 260V261H196ZM244 260V261H243ZM123 261V262H122ZM127 261V262H126ZM134 261V262H133ZM256 261V262H255ZM188 262V261H187ZM188 262V263H189ZM221 262V263H220ZM134 263V264H135ZM143 263V262H142ZM145 263V262H144ZM184 263V262H183ZM183 263H181V264H183ZM160 264H163V262L162 263H160ZM185 264V263H184Z\"/></svg>", "mask_w": 264, "mask_h": 264}]
</instances>
